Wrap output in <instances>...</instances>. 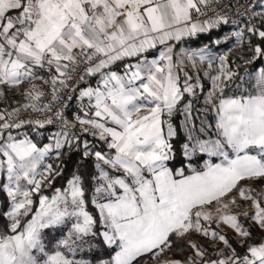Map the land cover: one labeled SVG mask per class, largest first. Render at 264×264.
<instances>
[{
  "label": "snow or ice",
  "instance_id": "obj_1",
  "mask_svg": "<svg viewBox=\"0 0 264 264\" xmlns=\"http://www.w3.org/2000/svg\"><path fill=\"white\" fill-rule=\"evenodd\" d=\"M9 90L0 264H264V0H0Z\"/></svg>",
  "mask_w": 264,
  "mask_h": 264
},
{
  "label": "trees",
  "instance_id": "obj_2",
  "mask_svg": "<svg viewBox=\"0 0 264 264\" xmlns=\"http://www.w3.org/2000/svg\"><path fill=\"white\" fill-rule=\"evenodd\" d=\"M229 28H234V27H232L230 25L225 26L224 31L225 32L228 31ZM189 47L194 49V48L197 47V44L196 43H192L191 45H189ZM221 49H226V48L222 47L219 50H221ZM206 88H207V85H206ZM9 103L10 104L8 105V107H15L16 106V104L13 101H11V100H9ZM201 106L202 105H197V107H201ZM5 107H7V104L5 102H3V101H0V109L5 108ZM75 112H76V105H75V102H73L68 108V113L69 114H73ZM209 119H210V117H209ZM88 139L91 140L92 137H88ZM43 142H47V141H42V143ZM62 160L64 161V164H66L65 175H64L63 178H60V179L57 180V182L55 183V187H61V185L64 183V181L71 175L73 169L77 166V162L79 160V156L76 153H72L71 155H65L64 157H62ZM48 162H52L54 164L60 163V161H55L54 159H50ZM81 163L83 164V167H81V171L84 172V173H87L88 172V165H89L90 162H86L85 161V162H81ZM46 194L51 195L52 194V190L51 189L46 190ZM174 255L176 256V258H181L183 255H188V253L187 252L182 253V254L181 253H174Z\"/></svg>",
  "mask_w": 264,
  "mask_h": 264
},
{
  "label": "rangeland",
  "instance_id": "obj_3",
  "mask_svg": "<svg viewBox=\"0 0 264 264\" xmlns=\"http://www.w3.org/2000/svg\"><path fill=\"white\" fill-rule=\"evenodd\" d=\"M226 51H227V49H221V50L215 52L214 55H220V54H222V53H224ZM9 100H11L13 102L14 101H19V100H21V97H20L19 93H16V92H14L12 90H9L8 93H7V99L2 100L3 102H5L7 104V107L10 104ZM205 158H207V157H205ZM225 230L227 231V229H225Z\"/></svg>",
  "mask_w": 264,
  "mask_h": 264
},
{
  "label": "built area",
  "instance_id": "obj_4",
  "mask_svg": "<svg viewBox=\"0 0 264 264\" xmlns=\"http://www.w3.org/2000/svg\"><path fill=\"white\" fill-rule=\"evenodd\" d=\"M233 18L238 19L237 17H233ZM230 26L235 27L234 25H230ZM67 112H68V109H67ZM33 115H36V114H33Z\"/></svg>",
  "mask_w": 264,
  "mask_h": 264
},
{
  "label": "crops",
  "instance_id": "obj_5",
  "mask_svg": "<svg viewBox=\"0 0 264 264\" xmlns=\"http://www.w3.org/2000/svg\"><path fill=\"white\" fill-rule=\"evenodd\" d=\"M149 55H150V58H151V55H152V54H149ZM75 105H76V104H75ZM73 107H74V106H73Z\"/></svg>",
  "mask_w": 264,
  "mask_h": 264
}]
</instances>
